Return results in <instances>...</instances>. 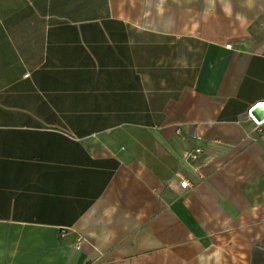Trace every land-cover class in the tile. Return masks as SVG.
I'll return each mask as SVG.
<instances>
[{"label": "crops", "instance_id": "1", "mask_svg": "<svg viewBox=\"0 0 264 264\" xmlns=\"http://www.w3.org/2000/svg\"><path fill=\"white\" fill-rule=\"evenodd\" d=\"M262 105L264 0H0V264H264Z\"/></svg>", "mask_w": 264, "mask_h": 264}, {"label": "built area", "instance_id": "2", "mask_svg": "<svg viewBox=\"0 0 264 264\" xmlns=\"http://www.w3.org/2000/svg\"><path fill=\"white\" fill-rule=\"evenodd\" d=\"M28 75H26L25 77H28ZM257 106V105H256ZM256 106L252 107L250 111H252ZM249 117L251 118V120L253 122H255L257 125H261L264 123V120L262 121H257L255 119L254 116H252L251 114L249 115ZM203 153V150L199 147H196V148H193V149H190V150H187L184 152L183 154V157L185 160H188V161H195L198 159V157ZM181 187L182 188H187L189 186L188 182L184 181V182H181L180 183Z\"/></svg>", "mask_w": 264, "mask_h": 264}, {"label": "water", "instance_id": "3", "mask_svg": "<svg viewBox=\"0 0 264 264\" xmlns=\"http://www.w3.org/2000/svg\"><path fill=\"white\" fill-rule=\"evenodd\" d=\"M260 109H264V105L260 106ZM256 113V112H255ZM258 120L262 121L264 120V110L257 114Z\"/></svg>", "mask_w": 264, "mask_h": 264}, {"label": "clouds", "instance_id": "4", "mask_svg": "<svg viewBox=\"0 0 264 264\" xmlns=\"http://www.w3.org/2000/svg\"><path fill=\"white\" fill-rule=\"evenodd\" d=\"M224 10L227 14L231 15L232 9L230 4L226 5Z\"/></svg>", "mask_w": 264, "mask_h": 264}, {"label": "rangeland", "instance_id": "5", "mask_svg": "<svg viewBox=\"0 0 264 264\" xmlns=\"http://www.w3.org/2000/svg\"><path fill=\"white\" fill-rule=\"evenodd\" d=\"M262 104V103H261ZM260 105V104H259Z\"/></svg>", "mask_w": 264, "mask_h": 264}]
</instances>
